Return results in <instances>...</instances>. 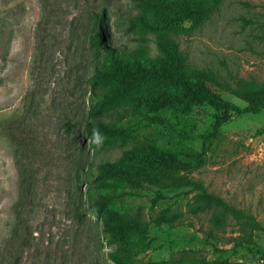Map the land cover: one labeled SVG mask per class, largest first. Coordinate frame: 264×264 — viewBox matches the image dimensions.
Wrapping results in <instances>:
<instances>
[{
    "label": "rangeland",
    "instance_id": "374dc122",
    "mask_svg": "<svg viewBox=\"0 0 264 264\" xmlns=\"http://www.w3.org/2000/svg\"><path fill=\"white\" fill-rule=\"evenodd\" d=\"M137 10V0H0V264L109 261L116 246L89 200L95 189L86 173L88 164L116 160L132 142L103 147L79 128L87 117V78L103 61L88 31L94 13L105 12L103 27L113 43L137 46L139 33L128 20ZM177 40L192 67L211 68L233 85L240 77L263 80L264 0H222L203 25ZM144 45L158 54L152 35ZM216 113L203 105L189 115L170 114L189 134L184 146L197 153L191 175L264 224V109L233 114L212 135ZM165 194L152 207L154 191L146 187L129 204L147 221L162 208L182 212L175 224L150 225L153 242L140 259L194 249L209 260L264 264V232L237 246L235 221L210 231L209 212L188 211L192 191Z\"/></svg>",
    "mask_w": 264,
    "mask_h": 264
},
{
    "label": "trees",
    "instance_id": "16d2710c",
    "mask_svg": "<svg viewBox=\"0 0 264 264\" xmlns=\"http://www.w3.org/2000/svg\"><path fill=\"white\" fill-rule=\"evenodd\" d=\"M222 0H137L138 10L128 16L130 27L139 33L137 46L116 45L103 27L105 12L94 13L88 39L101 65L87 78V117L79 123L82 133L103 147L125 146L116 160L88 164L86 176L95 189L89 200L102 218L103 230L116 248L105 264H229L209 260L199 250L186 249L168 259L142 260L153 242L150 225L175 224L180 209L162 208L149 221L132 213L129 204L139 190L154 191L152 207L166 198L165 191L188 188L194 194L188 203L192 214L209 212L210 231L235 221L240 235L237 246L254 241L264 232L258 218L210 192L203 181L191 175L197 153L184 146L189 139L172 120L208 105L217 113L211 132L215 135L233 114L260 113L264 109V79L240 77L235 85L211 68L192 67L177 36L203 25ZM152 35L158 50L150 55L144 45ZM229 93L246 105L224 98ZM109 115L116 117L106 119ZM208 137V136H207Z\"/></svg>",
    "mask_w": 264,
    "mask_h": 264
}]
</instances>
